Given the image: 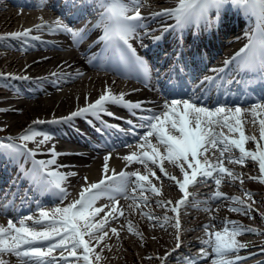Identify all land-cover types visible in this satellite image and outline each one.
Listing matches in <instances>:
<instances>
[{"label": "snow or ice", "instance_id": "6c2138e0", "mask_svg": "<svg viewBox=\"0 0 264 264\" xmlns=\"http://www.w3.org/2000/svg\"><path fill=\"white\" fill-rule=\"evenodd\" d=\"M96 2L104 8V11L94 26V28L102 29V35L94 43H101L103 47L99 55L93 54L91 57H87L86 54L88 62L94 63L99 59L101 61L99 66H104L105 61L115 60L125 67L133 66L138 70L145 83L151 80V68L147 61L137 54L131 43L132 40H139L141 46L144 47L145 37H151L155 43L163 38V33L171 31L179 34L188 25H196L197 31H199L200 25H203L206 30H211L212 27L221 23L220 13L226 5L237 8L253 19L255 27L251 33H245L248 42L231 59L225 60L222 68L211 69L216 73L215 76L203 77L200 86L207 85V87L200 88V95H196L195 89L185 91L183 95L186 98L164 100L160 106L161 111L144 107L145 101L126 99L127 94L124 92L117 94L113 93L110 88H105L93 102L87 103L84 107H78L67 116L49 121L35 120L17 136L0 137V159H5L18 167L19 173L30 185L29 191H32L34 187L35 194L51 193L62 204L51 211H46L42 205L37 204L38 219L28 215L19 218L16 223L9 219L7 226L0 225V253L14 255L21 261V264H72L73 261L93 264L91 258L93 253L95 261L98 262L102 258L101 253L104 248L108 247V245H103L99 252L95 251L96 246H100L108 236L106 226L110 221L124 216V209L117 207L116 198L122 196L126 200L139 201L136 208H140L141 204L148 205L150 203L148 197L144 195L145 192L160 195V189L152 183L148 175H141L139 171H121L119 174H115V170H112L114 173L112 176H106L98 182L88 183L87 177H84L86 186H82L79 198L63 204L69 195L64 185L68 177L77 174L60 171L68 166L58 163V157L68 153L57 152L55 145L46 151L42 149V146L53 137L51 133L35 129L34 126L37 124H71L75 119L81 118L101 138H111L112 136H115L116 139L127 136L137 138L138 143L135 145L137 150L122 157L126 161V165L139 163L147 168L150 162L154 168H158L164 177L174 182V185L178 186L179 191L184 194L171 207L169 206L173 205V201L163 199L155 201L157 206L175 213L174 217L168 216L167 212L163 217H159L151 211L141 210V215L147 217L154 227L168 225L176 229V248L166 253L165 257L160 258L162 260L171 258L181 247L179 209L188 203L190 195L188 186L211 179L217 190L209 194V200L204 201L205 204L221 199L230 200L235 202L233 206H230L231 211L250 215L253 210L250 204L240 197L228 196L219 190L225 176L232 181L239 179L241 186L243 185V174H235L232 169L225 167L224 160L227 159L229 163L241 165H244L248 160L258 162L260 175L249 176L248 179L264 183V143L257 141L255 135H246L244 129V124H256L259 118L260 140L264 141V116H262L264 114V94L249 108L242 107L243 103L252 99L246 89H241V97L234 99L231 103L220 99L215 100L212 104L208 103L211 99L208 93L213 87L217 89L224 88L225 85L230 87L233 83L251 85L252 81L243 77L240 80L225 78L229 71L255 73L261 82L262 90H264V0H178L176 7L153 11L148 15H143L140 11L146 5L147 0H127V2L125 0H96ZM33 6H48V0H39L38 4ZM77 6L78 10L73 13V16L78 18L85 13L88 0H65L64 6L59 9L61 16L68 18L67 10ZM212 10L216 12L215 19L210 16ZM157 18L174 19L175 23L163 28L160 36H154L152 33L156 30H149V22L155 21ZM42 30L52 34L70 35L77 47L89 33L86 26L81 29H73L69 24L64 23L61 17H57L52 22L42 20L40 24L34 25L32 28L0 35V41L18 40L21 41L22 46H26L32 41L41 40L40 36L32 33ZM24 50L27 48L25 47ZM179 71H183V69H179ZM50 75L59 77L64 73L53 72ZM76 75H82V73L77 71ZM10 79L27 80L31 78L0 73V83L7 84ZM181 88L183 89V85ZM221 95H231V92L226 90ZM109 105L125 109L130 116L135 118V121L133 119L125 120L126 128L120 124L109 123L104 119L105 116L117 118L116 114L109 110ZM0 111H6V109H0ZM118 119L123 120L124 118L119 117ZM137 129H142V134H139ZM224 129L230 133H238V137L226 135ZM153 139L156 144L152 142ZM249 141L257 144L255 151L246 149V143ZM29 142L35 143L36 147L29 148ZM121 143L125 147H132L122 139ZM158 145L163 147V152ZM102 146H108V141L106 140L104 145H96V147ZM210 147L219 151V158L215 161L206 155ZM237 150L238 157L231 155L233 151ZM41 154L48 158L37 159V155ZM111 155L108 153L103 158L105 174L109 172L108 161ZM212 155L214 156L215 152ZM21 159H23V163H21ZM164 161H168L178 168L182 179L168 173L164 168ZM29 162L31 163L30 168L26 167ZM151 175L156 177V172L152 171ZM156 178L160 179V177ZM130 184L134 185L131 193L128 191ZM245 194L249 197L252 196L248 190H245ZM101 197H107L114 203L111 206L96 207L95 203ZM5 199H7L6 196ZM25 199H27V193ZM6 207L8 205L0 206V210ZM129 210H134L132 205H129ZM204 210L208 211L209 209L205 208ZM261 218L264 219V215ZM213 219L216 218L213 217ZM27 221H32L34 226H29ZM221 223L225 225L223 231L206 232L208 239L201 240L200 243L211 248L215 257L212 259V264H240L242 260L249 257L236 255L234 259L227 258L229 253H239L240 250L248 247V244L240 242L236 237L244 232L261 233L258 229L242 225L237 221L225 219ZM35 225H44V227L37 230ZM126 226L129 232H135L143 239L142 233L133 227L131 220L126 222ZM204 227L207 230L212 225L205 224ZM111 232L118 236L116 228H111ZM206 247H201L197 255L189 253L186 257L178 256L176 258L183 261V264H202L204 259L209 258ZM56 250H61L59 256L54 255ZM0 264H9V262L0 259ZM260 264H264V262H260Z\"/></svg>", "mask_w": 264, "mask_h": 264}, {"label": "bare ground", "instance_id": "6f19581e", "mask_svg": "<svg viewBox=\"0 0 264 264\" xmlns=\"http://www.w3.org/2000/svg\"><path fill=\"white\" fill-rule=\"evenodd\" d=\"M12 1H14V3H16L15 5H17V4L20 5L23 2L21 0H0V31L1 32H5L6 30H9V32L21 31L25 26H31V23L33 22V18L29 15V13L27 11H22L17 7H13L14 5L11 4ZM26 1L34 3L33 0H26ZM54 1L55 0H51L49 5L54 6L53 5ZM165 1H167V0H149L148 1L149 3L146 4L144 7H146V9L153 8L154 7L153 4H160V3H164ZM168 1H171V0H168ZM125 2H127V0H125ZM22 6H25V4H22ZM27 6L28 7H25L26 9H31V8H29L30 5H27ZM56 9L58 11H60L59 10L60 8H56ZM99 10L100 9L97 10V13H96L97 15H101L103 12V11H99ZM35 19L38 21H41V18L38 19V17H36ZM25 23H29V24L25 25ZM32 34L40 36L41 40L32 41L29 45H26V46H22L21 41H18V40L0 41V47L6 49V50H1V52H0V73L11 74L13 76H27V77L31 78V79H27V80L10 79L7 81V84L0 83V87L4 86V87L10 89L13 92V94H16V96H10V95H8L9 90H0V103H1L0 105L3 108L4 107H7V108L11 107L9 110L10 112L7 113L8 116H11V118H10V119H12L11 125L16 126L17 128L27 127V126L31 125V121H34V120L49 121V120H52L54 118H60V117L67 116L72 111H75L78 107H83L87 103L93 102L95 99L98 98V96L101 94V92L103 90H105V88H110L113 93H117V94L119 92L126 93L125 90L119 84H117V82L112 81L110 78L104 77V76H101V77L95 76L96 71L94 69H90L87 58L84 56L81 57L80 54H68V55H64V56L57 54V55H52V56L43 58V57H40V55L33 53L34 50L32 48L29 49V46L34 47L37 43L42 42L44 37H46L45 35H50L51 33H49L46 30H42L39 32H33ZM145 38H148V37H145ZM151 41H152V39H151ZM8 43L12 44V46H13V48H11L10 50H7V48H10V47L5 46ZM151 43L154 44V42H151ZM25 47L27 48V50H25L26 52L22 54L21 52L25 49ZM111 61H113V60H111ZM77 71L83 72L82 75H76ZM53 72L64 73V75H61L59 77H53L50 75ZM48 80H54V81L51 82ZM16 83L30 84V86L28 85V87H31L32 94H28V93L25 94L23 89L20 88ZM32 84H40L39 85L40 88L39 87L35 88L34 86H32ZM150 86H151V88L150 87L148 88L149 91H146V90H140V87H135V86L129 87V85H128L127 88L129 89V91H128V93H126L127 94L126 99H129L132 101H145L146 103L144 106H153L155 109L162 110V108H160V106L163 104V102L161 103V101L156 99L157 93H153V91L159 92V89H160V88L158 89L156 87V82L154 79L150 83ZM229 88H233L236 90L238 89V91H241V89H242L241 87H238L237 85H234V84H231ZM248 92H253V91L248 90ZM42 93H44L43 96H41ZM111 106L118 107L115 105H110V107ZM249 107H251V106H249ZM249 107L244 106V108H249ZM118 108H120V107H118ZM120 110H122V108ZM118 112H120V111L118 110ZM128 115H129L128 113L124 114V116H126V117ZM4 116H7V115L4 113ZM262 116H264V114H262ZM258 119H257V123L253 125V128L256 130L257 141H259L260 143H264V141L260 140V129H259ZM117 121H119V123H121L122 125L124 124L122 122L123 120L118 119ZM46 124L47 123H45L43 125V127L45 129H46V126H48V127L50 126V125H46ZM78 124L81 127H85L86 122L84 119L77 118L71 124H62V125L54 124L53 126L54 127L57 126L59 128L61 126H65V125L66 126L71 125L70 127H72V125L77 126ZM246 124H249V123H246ZM246 124H244V129H245V133L247 134L246 131L248 130V128H247ZM66 128L65 127L62 128L65 131V132H63L65 134L70 132L67 130L69 128H67V129ZM35 129H37V127H35ZM142 132H143V130L138 131L139 134H142ZM63 136L64 135L61 134L60 137H63ZM106 140L108 141V146H106V147L111 148V149L117 147V151L115 152V154L113 156H111L110 160L108 161V167H110L111 164L119 161L120 158H122L124 153H126V151H127V147H125L124 144L122 145L121 140L116 139L115 136H112L111 138H109V137L101 138V136H99V135L94 136L93 140L85 139V141L87 143V147L90 149H97L95 147V144L104 145ZM136 141H138L137 138L132 137L130 139H127L125 141V143L132 145V144H135L134 142H136ZM154 141L155 140L153 139L152 142L154 143ZM77 143L80 144L81 142L79 141ZM47 145L49 147H47ZM52 145H55L56 151H59L57 149L59 148V145H61V143L56 138H52L50 141H48L47 144L42 146V149L44 151H46ZM246 146L250 147V148H246V149L251 150V151H255L257 144L255 142L249 141L246 143ZM132 148H136L135 145L134 146L132 145ZM132 148H128V151H130V150L132 151L133 150ZM162 149H163V147H162ZM211 149H214L215 155H214L212 160L215 161L219 158L220 154H219V151L217 149H215V148H211ZM104 151L105 150L100 151L99 153L104 152ZM89 152H92V151L90 150ZM89 152L87 154L84 153V154H79V155H66V156L58 157V163L68 166L66 168L60 169V171H63V172H65L66 170H73V169L77 168L76 162H72L74 160V159H72L73 157L77 158V159L80 158L81 160H86L87 164H88L87 166H90L92 164L91 169L88 172V174L84 175L83 172H79L76 176L72 177L71 181L73 183H79L80 182V183H82L81 185L86 186L84 177H87L88 183H91V182H94L95 179H97L96 182H98L102 178H106V176H110L111 169H109V172L107 174H105L103 172V163H104L103 158L97 159L96 158L97 154L94 155V154H90ZM231 155L236 156V157L239 156V154L235 155L233 153ZM41 156L43 157V159L48 158L46 155L41 154ZM23 162L24 161L21 160V163H23ZM12 165H13L12 163L7 161L6 165H2V168L3 169L6 167L10 168ZM27 165H26V167H27ZM139 165L142 166V164H139ZM148 165L152 166V164L150 162ZM237 165H240V164L237 163ZM165 167H166L165 170L168 171V173L175 175L177 178L180 175H182L180 173L179 169L174 167L168 161H166ZM143 172H144V175H148L149 179L152 181V183L155 186H157L158 184H162L161 182H156L155 178H153L151 176V174H149L147 172V170H144ZM247 172H248V170H247ZM158 176L164 182V185L162 184L163 187H160V190L163 193V198L164 199H170L171 201H176V199H172V198H176L175 194L179 191L178 186L174 185V182H172V181L168 180L166 177H164L162 173L159 172ZM246 178H247V176H245L243 179H246ZM228 181L227 180L225 181V179H224L222 181V184L220 185V187H224V189L227 186V188L225 190L226 194L230 193L229 192L230 188H228L229 187L228 184H232V185H236V186L239 185L238 179L235 181H232L229 178ZM129 186L133 187L134 185L130 184ZM129 186H128V188H129ZM214 186H216V185H214ZM168 189H170L172 192L174 190V193L171 192L172 193L171 194L170 192H168ZM128 191L131 193L130 190H128ZM34 193H35V188L33 187L32 191L28 192L27 197L30 196V200H31L34 196L33 195ZM148 193L152 194L151 192H148ZM137 195H139V193H137ZM152 195H154V194H152ZM40 196L47 198V197L51 196V193H42V194L36 195L34 197H40ZM155 196H159V195H155ZM119 197H120V201L118 202L119 205H122V207L124 209H126L127 205H126L125 201L123 200V197L118 196V198ZM58 200L59 199L56 196H53L51 198L50 202L52 203L54 208L57 207L59 203H61V201L60 200L58 201ZM130 200H132V199H130ZM219 201H212L211 203H207L206 205H204L202 207L203 212H204L203 215H205L208 211H212V216L208 217L206 219L205 224H211L213 222L216 223L220 219V218L218 219V216H216V214H214V212H213L214 207L217 206ZM96 203L98 205V202H96ZM24 204H25V206L33 205V202H29V200H28V202H26ZM152 204H153V202H152ZM98 207H100V206L98 205ZM205 208H207L209 210L205 211L204 210ZM146 209L147 208H145L144 211H146ZM214 210H216V209H214ZM33 211L34 210H32V209L28 210L26 213L23 214V217L28 216V215H32L34 217V219H38V217L35 215V213ZM4 212H5L4 209L0 210V225L7 226L8 220L3 218L5 216ZM189 214L190 213L187 211L182 212V215H181L182 216L181 217L182 224L183 223L187 224L189 222V220H191L192 216ZM5 217H7V216H5ZM19 217H20V215L18 213L15 216H10L7 218L12 219L13 222L16 223L18 221ZM213 217H215L216 219H213ZM27 223L29 226H34L32 221H27ZM182 224H180L181 225V227H180L181 247L178 250H176L175 254L171 258H168L170 260L173 258L176 262H178L180 264H183V261L177 259L176 257L184 256V255H180L179 250H183V252L187 256L189 254V252H187L185 250L186 245L195 244V243L198 244L200 242L199 241L200 238L198 240L197 238L195 239V238L190 237L191 234L195 230L199 229V227L189 225L190 227L184 228ZM35 227L37 228V230H41L44 227V225H35ZM153 229H154V227H153ZM109 231H111V229H109ZM117 231H118V236L116 235L117 236L115 238L116 241H114V242H117V240L120 239V241H123L124 243H126L124 240L125 237H124V233H122V230L121 231L117 230ZM206 232H211V230H206L202 233L207 236ZM200 233H201V231H200ZM169 235L171 236V240L174 242V244L172 245V243H171V246H168V248H167V246L164 245L165 246L164 247L165 252L162 253V252L157 251L156 249L155 250L153 249V252H152V250L147 249V250H144L142 252L141 257L143 260H141L138 257L139 254L137 255V253H136L137 251L136 250H135L136 252L132 251L133 252L132 258L135 259V262H133V263L134 264H166L168 259L162 260L160 258L165 257L166 253L171 252L173 249L176 248L175 235L172 232H169ZM189 237H190V239H189ZM243 237L250 238V239H247V240H249L247 243L248 245L256 243L255 240H252L253 239V238H251L252 236L247 237V236L243 235ZM187 242H189V243H187ZM114 246H115V243L113 245L108 246L107 251H104V255L106 256V259H104V262L107 264H123L126 255L130 253V251H129L130 248L128 245H126L125 246L126 251H125V253H123L124 252L123 247L121 248L119 246L117 248L116 247L114 248ZM203 247H206V246H203ZM113 248H114L113 255H115L116 258H114L112 255L109 254ZM120 248L122 249V251H120ZM247 248L249 250V247H247ZM246 249H244V251L241 252L239 254V256L250 257V256H252L251 254H254L252 251H248V250L246 251ZM57 251H59V250H56L54 255L59 256L56 253ZM106 252H108V253H106ZM257 252H261V249L258 250ZM153 253H155L156 256L153 255ZM186 256H184V257H186ZM211 256H214L212 254V252L209 253V259ZM147 257H154V258L148 259ZM234 258H232V259H234ZM0 259H4V260L8 261L9 264H21V261L19 259H17L14 255H10L7 253H0ZM204 261H206V259L203 260L202 264H208L207 261H206V263H204ZM262 262H264V259L262 260ZM72 264H73V262H72ZM210 264H212V262ZM253 264H260V263L256 262Z\"/></svg>", "mask_w": 264, "mask_h": 264}, {"label": "rangeland", "instance_id": "374dc122", "mask_svg": "<svg viewBox=\"0 0 264 264\" xmlns=\"http://www.w3.org/2000/svg\"><path fill=\"white\" fill-rule=\"evenodd\" d=\"M251 161L252 160H248V162H251ZM231 165H232V163L230 164V166ZM256 169H257V167H255V165H254V166H251V167L250 166L246 167L245 169H243V171H244V173L246 174L247 177H249V176H259V174H260L259 173V168H258L257 171H256ZM235 170H237V169H235ZM247 170H248V172H247ZM253 170L255 171V173H253ZM234 173L235 174H238V173L240 174V172L238 170L234 171ZM227 179H229V178L227 177ZM243 181H244L243 185H242L243 187L241 186L240 181L238 182L239 183L238 186L232 185V184H228V186H229L228 188H230L229 189L230 193L227 194V195L228 196L240 197L246 203L250 204L252 209H253L252 212L250 213V217L254 216L253 222H255L256 224H259L260 225V229H262V231H264V219L261 218L262 215H264V183L260 182L259 180H253V179H247V180H243ZM213 188L214 189H211V190H215V191L217 190L216 187H213ZM226 188H227V186L225 187V189H224V187H220L219 190L225 193L226 192L225 191ZM245 190L250 191L252 193V196L251 197L247 196L245 194ZM168 192L171 193L172 191L170 189H168ZM172 193H174V190H173ZM128 200H130V199H128ZM132 201L133 200H130L131 203H132ZM137 202H139V201H137ZM191 203H196V202L191 201ZM234 203L235 202L230 201V200L221 199L219 201V203L217 204V206L214 207V209H216V210L213 209L214 214H216V216H218V219L219 218L220 219L218 220L217 223L210 224V225H212V227L208 228L207 230H211V232L212 231L213 232H215V231H223L225 225L223 223H221V222L224 221L225 219L232 220V221H237V222H239L242 225H248L249 222H252V221L249 220V218L244 219V217H247V215H245L243 213H239V212H235V211H231L230 210V206H233ZM126 205H128V204H126ZM145 208H147L149 211L153 212L155 215H157L159 217H163L165 212H167V215L170 216V217H174L175 216L172 212L167 211L164 208H157V206H155V205L151 206V205L148 204L147 207H143V210ZM207 213L205 215H203L204 212L202 211L200 214H198L199 217L192 216V218H191L192 221L189 220V222L187 224H184V223L182 224L184 228L197 225L199 227V229L195 230L196 232L194 231L195 233L193 232L190 237L191 238H195V239L197 238L198 240L200 238V240H199L200 242H201V240L208 239V237L202 233V232L206 231L205 227H203L202 224H198L200 222L204 223V221L208 217L212 216V211H208ZM131 214L134 217H132ZM190 214H191V212H190ZM129 218H131L133 227L135 229L138 228L139 232L143 233L142 234L143 235V239H141L140 236L136 235L135 232H129L128 229H121L122 233H124V237H125L124 240H125L126 243H124L123 241H120V239L117 240V242H114V241H116L115 238L117 236H116V234H113L112 238H111V236H107L102 241V242H105V243L101 242L102 244L100 246H98V249H100L101 246L106 245V242L108 243L107 244L108 246L113 245L115 243L114 248L115 247L117 248L119 246L121 248L123 247V251H124L123 253H125V251H126L125 250L126 249L125 246L128 245L129 248H130L129 249L130 253L126 255L123 264H134L133 262H135V259L132 258V253H133L132 251L136 250L137 252L136 251L135 252L137 253V255L139 254L138 257L141 260H143L141 256H142V252L144 250L150 249L153 252V249L154 250L156 249L157 251L163 253V252H165V249H164L165 246H167V248H168V246H171V243H172V245L174 244V242L171 240V236L169 235V232H172L175 235L176 234V229L175 228H173L171 226H168V225H165L166 227L165 226L161 227L159 225H156L154 227L152 222L149 221L147 217H143L141 214L137 215L136 212L130 211V210H129ZM153 227H154V229H153ZM200 231H201V233H200ZM244 233H242V234H240L239 236L236 237L242 243H244V239H245L243 237ZM260 235L261 236L256 237V238L255 237L254 238L251 237V238H253L252 240L257 241L258 243H256L255 245L248 246L249 250L247 248L246 251L247 250L248 251H252L255 254L256 251L261 249V252H258L257 254L250 256L248 259L242 260L240 262V264H253V263H256V262L257 263L262 262V260L264 259V252H262V249H264V232L262 234H260ZM190 237H189V239H190ZM247 239H250V238H247ZM200 242L198 244L195 243V244L186 245V249L185 250L187 252L193 254V255L199 254V252L201 250V247H203ZM187 243H189V242H187ZM114 248L110 251L109 254L112 255L114 258H116L115 255H113ZM121 248H120V251H122ZM104 251H107V247L104 248ZM206 251L208 253L212 252L210 247H206ZM243 251H244V249L240 250L239 253L231 252V253L228 254L229 256H227V258L228 259H232L236 255H239ZM106 253H108V252H106ZM260 253H261V255H260ZM179 254L186 256V254L183 252V250H179ZM258 254H259V256H256ZM153 255L156 256L155 253H153ZM101 257H103V258H101L102 260H104V257L106 258V256L104 255V252L101 253ZM214 258H215L214 256H211L210 259L207 258L206 259L207 263L210 264L212 262V259H214ZM206 261H204V263H206ZM166 264H180V263L176 262L172 258L171 260L168 259Z\"/></svg>", "mask_w": 264, "mask_h": 264}]
</instances>
